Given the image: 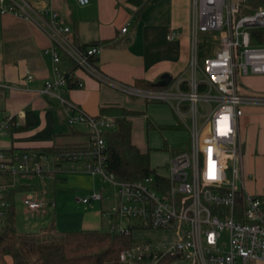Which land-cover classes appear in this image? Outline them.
<instances>
[{
  "label": "built area",
  "instance_id": "built-area-1",
  "mask_svg": "<svg viewBox=\"0 0 264 264\" xmlns=\"http://www.w3.org/2000/svg\"><path fill=\"white\" fill-rule=\"evenodd\" d=\"M81 6L89 0H77ZM13 15L36 24L51 40L47 49L54 62L64 51L76 67L115 90L146 102L170 106L181 123L188 117L190 149L173 155L165 173L135 182H122L107 168V133L116 125L108 115L94 117L63 97L73 73L57 71L38 93L56 100L70 126L88 129L89 146L79 151L47 154L38 151H0V173L10 181L0 189L15 188L19 182L42 180L51 162L56 172L63 163H81L84 170L106 190H94L78 198L82 204L114 197L104 213L111 232L134 237V233H175L173 240H138L119 253L118 264H264V196L247 191L252 176L244 169V146L239 119L244 107L264 105V96L246 94L238 75H264V7L245 12L232 0H191V56L187 74L172 79L166 87L143 89L126 85L105 75L96 64L106 44L85 49L69 39L71 27L63 24L57 11L37 10L27 0H0V15ZM129 23L122 28L126 33ZM219 33V35H215ZM213 35L218 47L200 59L202 36ZM179 32L172 31L169 40ZM75 78V77H74ZM28 81L35 76L27 74ZM77 81V80H76ZM80 87L83 84L77 81ZM0 87L10 86L0 80ZM206 104L202 113L199 104ZM13 117L0 122V133L13 126ZM187 144V145H188ZM74 168V167H73ZM214 177V178H213ZM108 189V190H107ZM23 203L30 211L44 214L45 201L27 194ZM8 204L0 202V219ZM129 220L130 224H123Z\"/></svg>",
  "mask_w": 264,
  "mask_h": 264
},
{
  "label": "crops",
  "instance_id": "crops-1",
  "mask_svg": "<svg viewBox=\"0 0 264 264\" xmlns=\"http://www.w3.org/2000/svg\"><path fill=\"white\" fill-rule=\"evenodd\" d=\"M27 1L37 10L59 12V20L71 27L69 39L75 46L85 49L94 44H106L96 64L115 81L126 85H135L139 80L155 84L164 74H170L172 78L188 76L191 0H89L85 6L77 0ZM232 1L241 3L243 0ZM128 23L127 32L122 33V28ZM172 31L179 32V36L169 40L168 35ZM203 36L199 53L201 60L213 55L218 47L213 35ZM51 45V40L36 24L10 14L0 15V80L10 86L9 89L0 87V122L7 117H13L14 121L10 130L0 133V151L49 148L53 146L55 135L68 134L71 130L73 126L67 123L59 103L38 93L45 81L56 78L57 71L62 74L72 72L75 79L83 84L81 88L64 91L63 97L91 116H99L101 108L107 106L145 113L142 115L144 119L137 123L139 129L135 125L139 116L133 118L132 141L143 153L150 152L151 163L160 156L169 162L174 153L163 149L164 142L158 131L147 128L149 113L159 125L180 124L183 127L167 133L169 146L176 151L182 148V145L177 146L180 132L184 129L188 138V130L167 104L130 97L100 83L77 68L64 51L60 61L54 62L51 54L47 53ZM29 73L35 76L34 81L26 79ZM241 84L246 94L264 96V75L247 76ZM152 104L155 105L152 107ZM75 128L84 131L77 126ZM239 130L244 146V169L252 176L247 180L246 189L251 194L264 196V105H246L239 119ZM86 175L81 163L74 166L63 163L61 171L56 172L50 162L41 181L19 182L15 188L0 189V202H6V198L13 201L15 225L22 232L39 233L52 224L60 231H108L110 223L104 213L111 203L107 204L103 198L82 204L69 197L71 180L80 181ZM90 179V186H86L90 194L94 190H106L97 177ZM9 181L0 173V187ZM27 194L45 201L44 214L26 208L23 199Z\"/></svg>",
  "mask_w": 264,
  "mask_h": 264
},
{
  "label": "trees",
  "instance_id": "trees-1",
  "mask_svg": "<svg viewBox=\"0 0 264 264\" xmlns=\"http://www.w3.org/2000/svg\"><path fill=\"white\" fill-rule=\"evenodd\" d=\"M241 5L245 12H252L264 7V0H243ZM256 33L263 34L264 30ZM134 86L143 89L159 88L144 80L137 81ZM78 88L81 87L76 79L69 77V89ZM144 114L120 106H107L100 110L99 116L116 118L115 127L107 133V168L119 181L135 182L165 173L166 167L153 168L150 152L143 153L132 141L133 118ZM75 127L73 126L68 134L55 135L53 146L33 151L59 154L87 149L88 132ZM147 128L162 133L164 130H179L183 127L180 124L159 125L147 117ZM163 149L172 151L174 155L182 151V148L178 151L172 149L167 141H164ZM5 201L8 206L0 221V264H118L119 253L135 241L134 237L110 230L60 231L54 224L43 228L39 233L22 232L15 225L13 201L7 198ZM171 262L172 258H165L161 264Z\"/></svg>",
  "mask_w": 264,
  "mask_h": 264
},
{
  "label": "rangeland",
  "instance_id": "rangeland-1",
  "mask_svg": "<svg viewBox=\"0 0 264 264\" xmlns=\"http://www.w3.org/2000/svg\"><path fill=\"white\" fill-rule=\"evenodd\" d=\"M215 35H219V33H216ZM204 37V36H203ZM202 37V38H203ZM250 76V75H249ZM243 78H245V77H243V76H240V75H238V79L241 81ZM156 104V103H155ZM155 104H152V107L155 105ZM160 104V103H159ZM161 104H163L164 105V103H161ZM171 111L173 110L170 106H168V105H166ZM150 107V106H149ZM199 108H200V110H201V112L202 113H204L205 112V109H206V104H204V103H200L199 104ZM149 110H150V108H149ZM172 112H174V111H172ZM149 113V112H148ZM172 115H173V117H174V114L173 113H171ZM151 116V114L149 113V117ZM152 117V116H151ZM141 118L142 119H144L143 118V116L142 115H140L136 120V127H137V123L138 122H141ZM153 118V117H152ZM151 118V119H152ZM153 120V119H152ZM183 120H184V123L186 124V126L188 125V124H190V120H189V118L188 117H184L183 118ZM77 127L78 128H81V129H83L84 131H87L88 132V129L86 128V127H83V126H81V125H77ZM138 128V127H137ZM139 129V128H138ZM169 131H172V130H166L165 132L163 131L162 133H160V132H158V135H159V137L161 138V140H162V142H164V141H169L170 140V137H168V135H167V133L169 132ZM174 132V131H173ZM180 132V131H179ZM181 135L179 136V144L177 145V146H179V145H182V150L184 149V150H189L190 149V142H189V144L188 145H186V142H188L189 141V137L188 138H186L187 136H186V134H187V132L183 129L181 132ZM189 133V132H188ZM140 135L141 136H143V132H141V130H140ZM165 157H163V156H160V157H158V159L155 161V162H152L151 164L154 166V167H156V168H158V167H162L161 169H163V168H165L166 166H167V164L169 163V162H167V160L166 159H164ZM167 162V163H166ZM159 169V168H158ZM86 172V171H85ZM72 173H75V172H72ZM87 173V172H86ZM57 175H59V174H57ZM91 175L90 174H88L87 173V175L86 176H84L85 178L83 179V180H80V181H74L73 179L71 180L72 181V184H74V185H79V186H81L80 188H76L75 186L73 187L72 186V184H70L71 185V188H69L68 189V191H69V197H71L74 201L76 200V199H78V198H83V197H85L84 195H90V192L89 191H87L88 189H86V186L88 185V186H90V184H91V177H90ZM98 178V177H97ZM98 180H99V184L100 185H102L105 189L106 188H108V186L109 185H106V184H103V183H101V180H100V178H98ZM246 183H247V181H246ZM103 188V189H104ZM85 190V191H84ZM108 190V189H107ZM110 191H106L105 193H104V200H105V202L108 204H114L115 203V199H114V197H111V199L110 200H108L107 199V196H108V193L109 192H114L113 191V189H109ZM122 223L123 224H125V225H127V224H130V221L129 220H123L122 221ZM105 229H107V228H105ZM105 231H107V230H105ZM133 236L136 238V239H138V240H159V241H166V240H173V239H175L176 238V234L175 233H163V232H161V233H158V232H146V233H134L133 234Z\"/></svg>",
  "mask_w": 264,
  "mask_h": 264
},
{
  "label": "water",
  "instance_id": "water-1",
  "mask_svg": "<svg viewBox=\"0 0 264 264\" xmlns=\"http://www.w3.org/2000/svg\"><path fill=\"white\" fill-rule=\"evenodd\" d=\"M172 79L173 78L170 74H164L160 77L159 81L155 83V86L159 88L166 87L170 84Z\"/></svg>",
  "mask_w": 264,
  "mask_h": 264
},
{
  "label": "snow or ice",
  "instance_id": "snow-or-ice-1",
  "mask_svg": "<svg viewBox=\"0 0 264 264\" xmlns=\"http://www.w3.org/2000/svg\"><path fill=\"white\" fill-rule=\"evenodd\" d=\"M214 178V177H213Z\"/></svg>",
  "mask_w": 264,
  "mask_h": 264
}]
</instances>
